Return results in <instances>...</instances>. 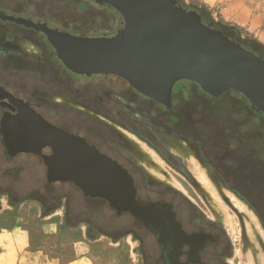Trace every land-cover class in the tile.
<instances>
[{"label": "rangeland", "instance_id": "obj_1", "mask_svg": "<svg viewBox=\"0 0 264 264\" xmlns=\"http://www.w3.org/2000/svg\"><path fill=\"white\" fill-rule=\"evenodd\" d=\"M19 1L21 4L26 2ZM32 1L39 4L34 15L84 34L114 33V29L122 25L118 12L94 0ZM177 2L184 8L195 9L202 20L226 34L233 35V29L242 41L258 42L264 54V43L255 35L257 29L245 26L254 17L256 27L264 28V0ZM10 3L11 0L0 2L6 6ZM28 47L36 50L31 45ZM28 64L34 69L35 65L39 66L32 60ZM45 67L40 66L41 69ZM51 69L54 78L60 79V64L55 61ZM84 82L91 86L96 84L98 87L90 89L101 94L112 88L118 97L106 110L148 136L161 150L117 125L141 150V155H136L119 144L129 159L118 156L132 172L141 197L162 196L195 204L204 216L228 234L232 247L231 264H264V118L254 119L247 100L233 90L209 100L197 84L179 81L175 87L174 108L165 111L135 94L129 95V88L121 80L87 78ZM187 85L192 88L177 92ZM86 94L88 96V91ZM124 94L128 99L123 98ZM86 120L87 123L90 121ZM109 134L116 138L112 131ZM177 147L187 150L193 171ZM33 161L25 155L6 161L0 146V185L13 186L11 192L2 191L0 199L3 197L14 212L21 203L36 206L37 215L31 216L34 227L30 246L34 250L51 256L58 264L75 260H78L76 264H143V247L139 240L131 233H125L121 226L126 217H117L107 200L84 195L71 181H48L44 161L39 158L36 165ZM12 166L19 170L6 173ZM200 173L214 185L217 198L208 188L207 197L204 191L198 192L196 176ZM209 194L212 202L218 205L222 201L225 205L228 215L223 220L209 203ZM49 217L59 224L54 231L43 234L39 223Z\"/></svg>", "mask_w": 264, "mask_h": 264}, {"label": "water", "instance_id": "obj_2", "mask_svg": "<svg viewBox=\"0 0 264 264\" xmlns=\"http://www.w3.org/2000/svg\"><path fill=\"white\" fill-rule=\"evenodd\" d=\"M94 1L121 15L122 25L113 34L83 36L32 25L45 32L55 55L71 72L116 75L165 106L171 105L179 80L193 82L213 97L234 90L264 115V58L205 23L195 9L184 8L177 0ZM2 17L33 24L21 17ZM47 126L50 134L37 131L40 142L35 152L44 160L48 181H71L84 195L107 200L118 213L129 211L144 224L151 220L147 207L136 203L125 168L83 138ZM43 146L52 154H42Z\"/></svg>", "mask_w": 264, "mask_h": 264}, {"label": "flooded vegetation", "instance_id": "obj_3", "mask_svg": "<svg viewBox=\"0 0 264 264\" xmlns=\"http://www.w3.org/2000/svg\"><path fill=\"white\" fill-rule=\"evenodd\" d=\"M4 5L0 4V146L6 161H12L18 155L34 159V165L39 158L44 161L42 156L35 152L40 142L37 131L41 130L45 135L50 134L48 124L81 137L101 154L126 169L135 189L136 203L141 208L147 207L146 212L151 219L147 224L129 211L118 213L115 210L117 217L127 218L121 221L125 233L135 236L143 247V264H231L229 257L232 255V247L228 234L220 225L204 216L195 204L162 196L141 197L132 172L118 159L119 155L129 159L121 151L119 144L136 155H141V150L117 125L138 134L158 151L161 150L148 136L107 111L111 101L118 97L112 88L101 94L99 91H91L90 87H98L96 84L91 86L90 83L84 82L87 78L93 81L106 80L109 77L116 81L121 80L129 88V95L135 94L169 111L174 108L177 83L190 81H177L172 89L171 105L165 106L142 95L116 75L73 73L57 58L45 32L32 25H45L51 29L83 36L110 35L112 32L84 34L73 27L57 26L43 16L34 15L39 4L32 0H26L24 4L19 0H11L8 7ZM5 15L25 18L33 24L5 19L2 17ZM29 45L36 50L30 49ZM27 59L38 63L39 66L35 65V69L29 68ZM55 61L62 67L60 79L54 78L51 69V64ZM41 65H46L45 69H41ZM70 75L73 78L69 77ZM190 88L192 86H183L177 92ZM202 94L209 100L215 98L204 91ZM123 98L128 99L125 94ZM251 112L253 115L257 114L252 108ZM86 119L90 121L87 123ZM91 122L93 124H89ZM109 131H112L116 138H112ZM12 137L14 142H11ZM21 148L28 150L20 151ZM41 153L51 155L52 150L49 146H43ZM19 166L22 167V164ZM18 168L12 166L5 172L18 171ZM12 189L11 184L0 185V193L11 192ZM96 198L104 199L97 196Z\"/></svg>", "mask_w": 264, "mask_h": 264}, {"label": "crops", "instance_id": "obj_4", "mask_svg": "<svg viewBox=\"0 0 264 264\" xmlns=\"http://www.w3.org/2000/svg\"><path fill=\"white\" fill-rule=\"evenodd\" d=\"M255 23L253 17L245 26L252 30L257 29L255 35L260 42L264 43V28L258 29ZM4 201L2 197L0 199V264H58L55 261L56 259L43 254L42 251L34 250L30 246L33 236L32 227H34L31 216L37 215L36 206L21 203L17 211L14 212ZM32 212L35 214H30ZM52 216L57 215L52 214ZM58 222L51 217L41 219L39 223L41 233L46 234L54 231L59 224ZM76 263H78V260L60 264Z\"/></svg>", "mask_w": 264, "mask_h": 264}, {"label": "bare ground", "instance_id": "obj_5", "mask_svg": "<svg viewBox=\"0 0 264 264\" xmlns=\"http://www.w3.org/2000/svg\"><path fill=\"white\" fill-rule=\"evenodd\" d=\"M178 148V151L181 153V154H183L184 156H186V159H187V162L189 163V165L188 166H191L192 167V165H191V158H190V155L189 154H187L186 153V151L187 150H185V148L184 147H177ZM160 160V159H159ZM151 168V167H150ZM193 169V167L191 168V170ZM194 169H195V171H197V168L196 167H194ZM152 170V169H151ZM193 171V170H192ZM149 172H150V169H149ZM153 174V173H152ZM161 175V174H160ZM158 176H159V174H158ZM163 176V175H162ZM156 177V176H155ZM166 177V176H165ZM169 177H171L170 175H169ZM159 178H160V176H159ZM164 179V178H163ZM169 179V178H168ZM172 180V179H171ZM196 180H197V183H198V185H199V187H198V192L199 191H204V193H205V195H206V197H207V193H208V191H207V189L206 188H208V189H212L211 191L209 190V192H212V196L214 195V197H218V193H217V191H216V189H215V187H214V185L212 184V183H210L208 180H207V178L203 175V173H200V174H197V176H196ZM204 195V196H205ZM209 197H210V200H208V201H210L209 203L214 207V209H216L217 211V213L219 214V216H221V218H222V220L224 219V217H227V215H228V212H227V209H226V207H225V205L223 204V203H219L218 205L215 203V202H212V199H211V195L209 194ZM209 199V198H208ZM220 201V200H219ZM240 207V206H239ZM214 213V212H213ZM216 214V213H215ZM218 217V216H217ZM229 218V217H228ZM227 221V220H226ZM258 223V222H257Z\"/></svg>", "mask_w": 264, "mask_h": 264}, {"label": "trees", "instance_id": "obj_6", "mask_svg": "<svg viewBox=\"0 0 264 264\" xmlns=\"http://www.w3.org/2000/svg\"><path fill=\"white\" fill-rule=\"evenodd\" d=\"M204 22H206V23H210V22H208V21H206V20H203ZM210 24H212V23H210ZM232 30V32H234V34L233 35H231V34H228L230 37H232V38H234V39H236L237 41H239V42H243L242 44L246 47V48H248V49H250L251 51H253V52H255L256 54H258V55H260V56H263L264 57V54H262L263 53V48L260 46V44L258 43V42H256V41H242V39H239L238 38V36H237V34L235 33V31H233V29H231ZM257 47H259V48H257ZM234 91V90H233ZM236 92V91H235ZM248 106H250V105H248ZM252 107L250 106V109H251ZM254 112H256V111H254ZM257 114H255V115H253V117H254V119H257L258 117H262V118H264V115L263 114H261V113H258V112H256Z\"/></svg>", "mask_w": 264, "mask_h": 264}]
</instances>
